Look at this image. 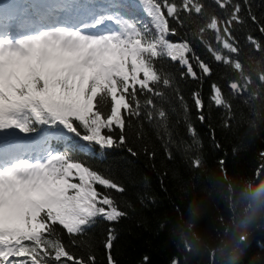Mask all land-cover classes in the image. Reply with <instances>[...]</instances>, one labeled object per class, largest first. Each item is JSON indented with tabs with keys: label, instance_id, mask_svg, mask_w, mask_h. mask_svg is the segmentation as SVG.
I'll list each match as a JSON object with an SVG mask.
<instances>
[{
	"label": "trees",
	"instance_id": "16d2710c",
	"mask_svg": "<svg viewBox=\"0 0 264 264\" xmlns=\"http://www.w3.org/2000/svg\"><path fill=\"white\" fill-rule=\"evenodd\" d=\"M61 2L51 0L47 5ZM74 2L120 11L126 19L148 24L149 35H156L137 0ZM170 2L182 8V0ZM196 2L202 5L200 14L181 11L179 20L168 17L170 30L176 32L168 39L189 43L192 52L186 55L196 77L179 61L155 58L161 81L150 84L153 92L137 88L133 106L138 100L139 115L125 113L123 130L118 126L103 130L114 139L123 135L124 144L103 154L93 146L96 155H92L78 152L75 144L87 142L59 126L35 125L34 133H16L37 150L50 146L67 151L74 161L123 189L96 185L125 213L117 221L96 217L79 234L52 226L50 238L61 240L73 256L88 264H93L90 257L94 264H109V255L115 264H264V169L256 175L264 165V0H230L224 7L218 0ZM129 3L135 4L131 12L123 7ZM26 5L36 19L33 5L42 4L26 0ZM237 5L239 20L230 25L231 37L224 34L239 49L233 54L206 26L217 18L223 28ZM209 48L232 56V62L215 61ZM193 53L211 67L210 75L202 73ZM235 62L241 63L240 69ZM232 82L244 91L230 89ZM212 85L222 88L226 106L214 103ZM197 94L202 108L196 104ZM98 107L108 115L111 102L98 98ZM242 235L246 241L240 240ZM109 236L114 237L111 249L106 247Z\"/></svg>",
	"mask_w": 264,
	"mask_h": 264
},
{
	"label": "snow or ice",
	"instance_id": "6c2138e0",
	"mask_svg": "<svg viewBox=\"0 0 264 264\" xmlns=\"http://www.w3.org/2000/svg\"><path fill=\"white\" fill-rule=\"evenodd\" d=\"M137 3L150 18L155 36L149 35L152 29L148 24L126 19L120 11L64 0L33 5L35 24L46 26L14 38V25L24 31L35 24L26 23L13 12H0V264H88L73 256L61 240L50 238L55 231L52 226L59 224L67 233L79 234L96 217L117 221L125 215L96 187L123 191L116 183L74 161L67 151H56L50 146L37 150L16 133H34L35 125L59 126L87 142L75 144L78 152L96 155L93 146H98L103 154L104 150L125 143L123 135L114 139L103 130L111 131L114 126L123 130L125 113L139 115L138 100L133 106L137 88L153 92L150 84L161 81L155 58L167 56L179 61L196 77L186 55L192 52L189 43L168 39L169 35H176L174 28L170 30L168 17L179 20L181 11L200 14L202 5L196 0H182V8L170 0ZM218 3L224 7L230 0ZM123 7L131 12L135 4ZM239 10L235 6L223 28L217 18L206 26L217 33L222 48L233 54L239 49L224 34L231 37L230 25L239 20ZM60 13L67 15L62 19ZM105 22H112L118 30L89 31L101 29ZM209 51L217 62L233 60L218 50ZM193 58L203 74H211L207 63L194 53ZM234 67L240 69L241 63L235 62ZM163 83L167 85L169 81L163 79ZM211 87L214 103L226 106L222 88ZM229 87L238 93L244 91L236 82ZM103 97L111 102L108 115L98 107V98ZM196 104L203 107L198 94ZM159 115L165 117L163 111ZM194 164L199 167L200 161ZM262 169L264 165L257 170V177ZM113 239L109 236L108 249L112 248ZM240 240L246 241L247 237L242 235ZM89 259L94 264V257ZM109 264H115L111 255Z\"/></svg>",
	"mask_w": 264,
	"mask_h": 264
},
{
	"label": "rangeland",
	"instance_id": "374dc122",
	"mask_svg": "<svg viewBox=\"0 0 264 264\" xmlns=\"http://www.w3.org/2000/svg\"><path fill=\"white\" fill-rule=\"evenodd\" d=\"M42 5H47L51 0H38ZM4 5L3 7L4 8H1V9H7V11H10L12 12L11 10V2L10 0H3L1 1ZM20 4L17 2V0H14L12 2V9L14 8L15 10H18V6ZM22 6V5H21ZM21 10H19L20 12ZM62 13H60L59 15L61 16ZM19 18V17H18ZM21 19V18H20ZM23 20V19H21ZM28 24H35V21H31V22H26ZM109 25L111 26L112 29L114 30H118V26H116L115 24H113L112 22L109 23ZM46 25H40V24H35V27H30V28H27L26 30L24 31H20L15 25L13 26L12 28V32H13V36L14 38L15 37H18V36H21V35H24V34H28L29 32H33V31H36L38 30L40 27H44ZM100 30H105V28L103 26H101V29H98V31ZM89 31H92V32H97V29H89ZM107 220V219H106Z\"/></svg>",
	"mask_w": 264,
	"mask_h": 264
},
{
	"label": "bare ground",
	"instance_id": "6f19581e",
	"mask_svg": "<svg viewBox=\"0 0 264 264\" xmlns=\"http://www.w3.org/2000/svg\"><path fill=\"white\" fill-rule=\"evenodd\" d=\"M264 49V48H263Z\"/></svg>",
	"mask_w": 264,
	"mask_h": 264
}]
</instances>
